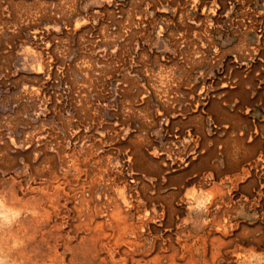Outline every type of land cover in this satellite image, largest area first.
Segmentation results:
<instances>
[{
	"label": "rangeland",
	"instance_id": "obj_1",
	"mask_svg": "<svg viewBox=\"0 0 264 264\" xmlns=\"http://www.w3.org/2000/svg\"><path fill=\"white\" fill-rule=\"evenodd\" d=\"M0 264H264V0H0Z\"/></svg>",
	"mask_w": 264,
	"mask_h": 264
}]
</instances>
